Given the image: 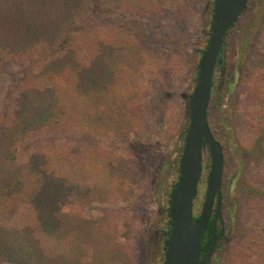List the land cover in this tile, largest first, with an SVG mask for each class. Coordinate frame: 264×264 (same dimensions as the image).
<instances>
[{"label": "trees", "instance_id": "obj_1", "mask_svg": "<svg viewBox=\"0 0 264 264\" xmlns=\"http://www.w3.org/2000/svg\"><path fill=\"white\" fill-rule=\"evenodd\" d=\"M174 1L0 0V66L30 64L0 125V264H135L133 225L128 220H120L115 211L86 218L70 207L106 203L110 196L123 193L124 181L131 180L130 167L118 174L113 155L86 143L78 150L59 151L53 144L26 159L19 155L26 141L46 134L78 130L83 141L86 135L122 140L138 134L145 104L134 80L142 52L133 16H163ZM109 11L118 13L112 22L106 20ZM209 13L212 23L214 0ZM233 30L226 35L225 49ZM209 39L210 32L198 52L194 88ZM227 63L224 59L222 66ZM218 90L215 83L208 122L224 150L227 143L218 137L215 115ZM248 96L244 117L264 162V75ZM224 159L228 164L225 153ZM76 161L83 165L73 171ZM259 189L251 193L264 201ZM167 216L161 231L162 264L170 236L169 210ZM255 220L264 222V209ZM213 232L211 222L202 238L201 258L210 249ZM230 264H264V226L254 230Z\"/></svg>", "mask_w": 264, "mask_h": 264}, {"label": "rangeland", "instance_id": "obj_2", "mask_svg": "<svg viewBox=\"0 0 264 264\" xmlns=\"http://www.w3.org/2000/svg\"><path fill=\"white\" fill-rule=\"evenodd\" d=\"M209 2L175 0L167 4L168 10L163 16H133L138 22L142 52L134 80L138 98L143 107L145 104L141 115L143 128L138 134L122 140L86 135L83 141L78 130L52 133L26 141L20 151L19 157L26 159L29 154L53 144L59 151L66 152L71 147L81 149L86 143L101 149L107 156L113 155L118 174H122L125 166L130 167L131 180L129 184L124 181L123 193L110 196L106 203L70 207L86 218H100L107 211H115L120 220H128L133 225L135 264H162L161 231L168 224L167 211L179 180L178 167L187 130V101L195 89L198 52L205 47L211 30ZM117 12L123 14L122 10ZM108 13L109 22L118 14ZM225 60L228 63L223 71L216 69L219 90L215 115L218 137L227 143L224 153L229 162H225L222 187L227 242L221 245L211 264H230L254 230L264 226V222L255 220L262 215L264 201L251 193L255 187L264 192V162L260 159L259 146H253L250 122L244 117L250 103L248 95L258 77L264 75V0L250 2L228 37ZM29 70V63L0 66V125L8 112L11 94ZM211 162L206 151L203 178L194 202L195 216L200 215L204 207ZM81 165L76 161L73 171L79 170Z\"/></svg>", "mask_w": 264, "mask_h": 264}, {"label": "water", "instance_id": "obj_3", "mask_svg": "<svg viewBox=\"0 0 264 264\" xmlns=\"http://www.w3.org/2000/svg\"><path fill=\"white\" fill-rule=\"evenodd\" d=\"M248 3L249 0H214L210 39L201 57L197 85L191 96L190 124L184 142L180 180L170 201L171 227L165 264H205L216 244V222L221 213L225 159L223 147L210 129L208 111L216 67L223 61L226 35L240 21ZM206 150L210 153L212 169L202 215L198 221H195L194 202L203 178ZM215 202L217 203L211 251L201 259V242L210 223Z\"/></svg>", "mask_w": 264, "mask_h": 264}, {"label": "flooded vegetation", "instance_id": "obj_4", "mask_svg": "<svg viewBox=\"0 0 264 264\" xmlns=\"http://www.w3.org/2000/svg\"><path fill=\"white\" fill-rule=\"evenodd\" d=\"M224 59H225V56L223 55V62H224ZM223 62L222 63H218L216 69L221 66V71H223V66H222ZM220 82H219V84H220ZM215 83H217V81H216V73H215L214 86H215ZM185 137H186V134H185ZM185 137H184V140H183L184 142H185ZM182 152L184 153V143H183ZM182 157H183V155H181V157H180V165L178 167V176H179L178 179L179 180H180V171H181V161H182ZM224 167H225V165H224ZM223 179H224V176H223ZM179 180H178V182H179ZM222 187H223V182H222ZM221 191H222V188H221ZM221 201H222V204H221V213H220V216H219V218L217 219V222H216V230H217V240H216V244H215V246L213 248V252H212L211 257L208 259V261L205 264H211L212 261H213V259H214V257L218 253V251L222 248L221 245L223 243H226L227 242V238H226V225H225V222H224L225 219L222 217V213H225V203H224V197L222 196V192H221ZM216 203L217 202H215V207H214L213 213H212L211 218H210V223L212 222L213 223V226H214V220H215V215H216V210H215ZM201 215H202V212L198 216H195L194 215L195 216V220H197V219L199 220V218H200ZM210 223H209V225H210ZM221 227H222V229H221ZM212 238H213V235H212ZM211 245H212V243H211ZM211 245H210V249L208 250L207 255L211 251ZM204 258H201V259H204Z\"/></svg>", "mask_w": 264, "mask_h": 264}]
</instances>
